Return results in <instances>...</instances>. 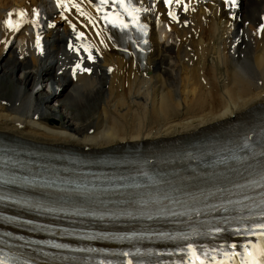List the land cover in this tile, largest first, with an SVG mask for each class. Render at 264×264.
<instances>
[{
    "label": "bare ground",
    "instance_id": "6f19581e",
    "mask_svg": "<svg viewBox=\"0 0 264 264\" xmlns=\"http://www.w3.org/2000/svg\"><path fill=\"white\" fill-rule=\"evenodd\" d=\"M79 2L82 9L90 8L88 3ZM147 2L146 20L150 31L148 51L143 57L132 52L125 55L115 46L117 41L108 40L100 44L102 56L90 64L92 71L87 74L79 70L73 79L68 69L73 67L76 57L65 49L70 29L49 0H0V139L51 150L56 157L71 153L100 158L110 153L149 149L159 160H164L183 155L174 150L159 151L170 144L202 138L223 129L227 135L230 125L264 108V29L260 36L256 33L263 0H243L232 17L221 2L190 1L186 11L177 7L179 20L172 22L169 30L162 24L167 17L160 2ZM15 5H24L31 11L35 5L42 6L40 22H43L46 40L43 54L36 53L32 46L33 34L28 24L19 29L13 42L5 47V40L13 32L2 27L1 19L6 10ZM242 11L244 16H241ZM69 14L81 17L74 9H70ZM43 15L50 18L49 23ZM246 19L249 22L244 25ZM53 20L57 21L54 27ZM240 28L244 32L240 33ZM62 40L64 46L60 43ZM58 51L63 54V60L66 58V63L57 74ZM162 62L166 66L158 65ZM17 70L25 74L23 79L16 76ZM53 70L60 86L58 90L53 87ZM31 80L34 84L29 88L27 84ZM41 83L53 87L47 95L42 92L44 88H39ZM65 91H69L68 95L60 105L67 110L72 105L86 107L80 112V119H84L82 116L89 119L72 124L75 134L69 123L59 120L58 108L47 105L51 97H59ZM67 116L73 119L72 112ZM88 124L95 128L91 134L84 132ZM5 158L0 154V160ZM53 161L46 169L39 170L40 174L48 178L77 177L67 164ZM34 168L35 165L22 161L19 167L0 169L14 189L52 194L48 202L30 197L27 199L30 204H52L61 208L120 205L111 200L123 196L128 203L132 197L131 191L117 194L103 187L71 189L58 188L57 184L49 182L30 183L22 173L32 174ZM116 175L113 173L105 181ZM172 177V187L191 181L184 174ZM149 178L157 180L154 175ZM125 181L135 180L129 176ZM5 210L42 218L37 211L19 204H8Z\"/></svg>",
    "mask_w": 264,
    "mask_h": 264
},
{
    "label": "snow or ice",
    "instance_id": "6c2138e0",
    "mask_svg": "<svg viewBox=\"0 0 264 264\" xmlns=\"http://www.w3.org/2000/svg\"><path fill=\"white\" fill-rule=\"evenodd\" d=\"M101 4H106L108 0H100ZM118 3L124 4V0H117ZM172 0H168V3H171ZM231 3H235V0H230ZM127 10V7H126ZM147 11V9H144ZM132 11H138V9H133ZM132 11L129 12V15H132ZM25 13L21 11L20 15H24ZM12 13H9V16H11ZM170 15H172L170 13ZM137 17L133 16V20L135 21ZM5 24L9 27H14L11 20H6ZM123 27H128L127 24H123ZM146 27V26H143ZM264 27V26H262ZM83 35V33H81ZM79 67V65L77 66ZM85 71H90L89 69H85ZM262 206H264V201L261 202ZM260 217L264 218V210H261L259 212ZM217 232L222 231V229L217 228ZM249 235H255L260 238L261 243L260 244H251V248L254 251H249V245L244 246L245 254L247 256L246 260H242L241 264H264V222L258 223L254 226L253 229L248 230ZM56 247H63L62 245H56ZM232 248H235L236 245H232ZM81 251H93V249H81ZM98 251V250H97ZM182 252H190L191 255L189 256L187 264H223L221 261H216L215 257L213 256L214 250L209 249H197L196 247H193V245L189 244L187 246V249H181ZM139 254V253H137ZM124 256L130 255V253H122ZM225 256L231 255V257H235L236 255H239L238 253H224ZM202 257V259H201ZM0 264H16V261L12 259L11 257L5 255L3 253V250H0ZM24 264H29L28 261H25ZM99 264H103V262H99ZM108 264H112L111 261L108 262ZM127 264H132V261L129 260ZM136 264H142V261L137 260ZM181 264H184L183 258L181 260Z\"/></svg>",
    "mask_w": 264,
    "mask_h": 264
},
{
    "label": "rangeland",
    "instance_id": "374dc122",
    "mask_svg": "<svg viewBox=\"0 0 264 264\" xmlns=\"http://www.w3.org/2000/svg\"><path fill=\"white\" fill-rule=\"evenodd\" d=\"M260 1V0H259ZM264 1V0H263ZM240 10H241V8H240ZM244 16V11H242V14H241V16ZM247 22H249V20L248 19H246L245 21H244V23L245 24H248ZM244 32V31H243ZM64 41L62 40L60 43L62 44V46H64V43H63ZM15 47V46H14ZM12 54V53H11ZM240 60V59H239ZM3 62H4V60H3ZM159 66H161V65H163V66H166V64L165 63H160V64H158ZM240 66V63L239 64H237V66ZM18 71V72H17ZM16 71V76L17 77H21L22 79H23V77H24V73H22V70H17ZM52 75H53V87H55V89H56V87H57V89L56 90H58L59 89V87H58V85H57V78H56V73H54V70L52 71ZM252 74L251 75H254V73L253 72H251ZM54 75H55V78H54ZM33 84H34V80H31V82H29L27 85H28V87L29 88H32L33 87ZM70 86V85H69ZM52 86H46L45 84H43V83H41L40 84V87L39 88H44V90L42 91L43 92V94H46V93H48L49 91H51L52 90V88H53ZM68 92L69 91H65L61 96H59V97H55V96H53V97H51V99L48 101V103H47V105L48 106H50V107H53V108H58V110H59V112H58V118H59V120H63V121H66L65 123H69L70 125H71V128H72V132H73V134H75V132H76V130L74 129V127H73V123H77V122H81V121H83V122H87L88 120H86L87 119V117H83L82 116V118H84L83 120H81L80 119V112L81 111H85V108L86 107H80V106H77V105H72V106H69V108H68V110L66 109V108H64L63 106H61L60 105V103L62 102V100L64 99V98H66V96L68 95ZM42 94V95H43ZM41 95V96H42ZM47 95V94H46ZM40 97V96H39ZM70 96H68L67 97V99H70L69 98ZM67 99H66V102H67ZM76 108H75V107ZM68 112H72L73 113V119L70 117V116H67L68 115ZM51 119H55L54 117H51ZM66 119V120H65ZM57 120V119H56ZM56 120H55V122H56ZM93 126L92 125H90V124H88V125H86L85 126V130H84V132L86 133H92L91 132V130H93ZM94 131H95V128H94ZM94 133V132H93Z\"/></svg>",
    "mask_w": 264,
    "mask_h": 264
}]
</instances>
